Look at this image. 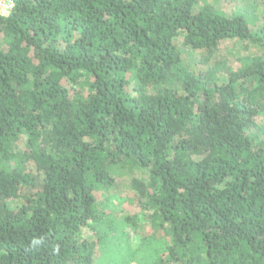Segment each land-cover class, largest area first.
<instances>
[{
	"label": "trees",
	"instance_id": "trees-1",
	"mask_svg": "<svg viewBox=\"0 0 264 264\" xmlns=\"http://www.w3.org/2000/svg\"><path fill=\"white\" fill-rule=\"evenodd\" d=\"M13 1L0 264H94L84 231L119 177L168 239L149 264H264V57L238 56L224 82L218 65L183 64V47L206 61L224 42L262 47L264 26L200 0Z\"/></svg>",
	"mask_w": 264,
	"mask_h": 264
},
{
	"label": "rangeland",
	"instance_id": "rangeland-1",
	"mask_svg": "<svg viewBox=\"0 0 264 264\" xmlns=\"http://www.w3.org/2000/svg\"><path fill=\"white\" fill-rule=\"evenodd\" d=\"M201 5L210 4L219 12L230 16L239 13L249 17L254 25L259 28L264 26V0H200ZM240 51V54L233 55ZM184 66H190L197 70H208L220 67L219 79L224 82L230 72L240 65L238 56L255 53L264 57V46L254 47L249 42H224L205 60L207 53L193 51L183 47ZM257 123L264 125V117ZM250 130V135L255 133ZM36 172V166L32 163L26 165ZM128 177H119L117 185L111 189L113 194L110 209L100 223H95L91 228H86L84 236L95 243L94 264H149L156 255H161L167 247L168 239L162 229H156L150 219L140 215L141 208L138 205L137 196L128 186ZM122 200V201H121ZM128 217H136L137 226L129 222ZM158 250L156 254L155 251Z\"/></svg>",
	"mask_w": 264,
	"mask_h": 264
},
{
	"label": "built area",
	"instance_id": "built-area-1",
	"mask_svg": "<svg viewBox=\"0 0 264 264\" xmlns=\"http://www.w3.org/2000/svg\"><path fill=\"white\" fill-rule=\"evenodd\" d=\"M15 2L13 0H0V16L9 17L14 10Z\"/></svg>",
	"mask_w": 264,
	"mask_h": 264
}]
</instances>
